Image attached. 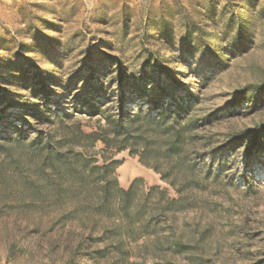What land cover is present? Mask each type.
I'll list each match as a JSON object with an SVG mask.
<instances>
[{"label":"rangeland","instance_id":"1","mask_svg":"<svg viewBox=\"0 0 264 264\" xmlns=\"http://www.w3.org/2000/svg\"><path fill=\"white\" fill-rule=\"evenodd\" d=\"M261 87L264 0H0V264H264V136L253 150L230 141L264 124ZM123 96L129 109L161 98L198 120L196 164L175 171L181 194L129 149L88 146L115 163L120 187L138 180L141 199L154 186L181 198L154 231L183 254L145 232L117 251L104 237L113 221L73 189L57 196L31 146L39 131L66 147L73 126L97 132L90 104L117 110Z\"/></svg>","mask_w":264,"mask_h":264},{"label":"trees","instance_id":"2","mask_svg":"<svg viewBox=\"0 0 264 264\" xmlns=\"http://www.w3.org/2000/svg\"><path fill=\"white\" fill-rule=\"evenodd\" d=\"M124 100V96L119 99L117 110L102 109L91 103L86 114L90 117L100 115L104 123L99 125L97 132L90 134L80 125L73 126L72 137L67 141L64 139L68 147L62 140L55 141L53 134L43 131L38 132L31 146L41 157L47 183L57 196L63 197L68 189H73L84 195L78 206L87 205L94 216L113 221L111 228L105 229L104 237L117 251L123 250L125 238L133 239L136 234L145 232L156 248L183 254L187 246L174 234L160 237L154 231L155 219L178 205L181 198L172 199L166 189L154 186L141 199L138 196L139 181L135 180L128 189L120 187L115 177V163L99 165L89 154L88 146L101 140L110 148L129 149L132 155H140L142 162L161 173L162 179L181 194L175 171L182 168L192 171L196 164L202 146L198 120L189 115L188 108L175 102L166 105L161 98L150 100L151 110L142 105L129 109ZM263 136L264 124L234 134L230 141L249 140V148L253 150ZM74 142L83 149L76 150L69 145ZM149 200L153 203L147 210L145 206Z\"/></svg>","mask_w":264,"mask_h":264},{"label":"bare ground","instance_id":"3","mask_svg":"<svg viewBox=\"0 0 264 264\" xmlns=\"http://www.w3.org/2000/svg\"><path fill=\"white\" fill-rule=\"evenodd\" d=\"M122 174H123V177L125 178V177H127V175H128V171L124 169V170L122 171Z\"/></svg>","mask_w":264,"mask_h":264}]
</instances>
